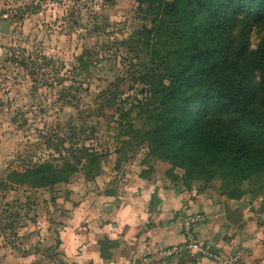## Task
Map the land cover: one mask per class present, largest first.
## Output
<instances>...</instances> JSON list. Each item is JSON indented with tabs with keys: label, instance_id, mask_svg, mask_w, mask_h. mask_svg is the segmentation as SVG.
<instances>
[{
	"label": "rangeland",
	"instance_id": "rangeland-1",
	"mask_svg": "<svg viewBox=\"0 0 264 264\" xmlns=\"http://www.w3.org/2000/svg\"><path fill=\"white\" fill-rule=\"evenodd\" d=\"M26 2L36 11L23 12ZM146 10L136 0H0V24L7 23L0 31V264H70L59 250L58 231L72 207L87 190L128 188L133 174L158 173L179 188L221 194L222 170L208 181L191 179L186 168L151 156L148 144L134 137V129L149 128L157 105L145 102L138 77L149 45L136 41L133 31L151 26ZM262 37L264 21L250 23L249 47ZM23 48L37 62L32 76L7 60ZM121 112L128 113L127 121ZM227 129L247 135L243 128ZM73 155L85 157V168L78 165L56 183L35 186L9 178L43 162L60 166ZM239 185L241 195L227 199L242 216L237 224L255 222L251 238L257 240L236 245V260L228 254L224 262L215 247L218 256L212 258L264 264V171ZM220 237L232 238L227 228Z\"/></svg>",
	"mask_w": 264,
	"mask_h": 264
},
{
	"label": "trees",
	"instance_id": "trees-1",
	"mask_svg": "<svg viewBox=\"0 0 264 264\" xmlns=\"http://www.w3.org/2000/svg\"><path fill=\"white\" fill-rule=\"evenodd\" d=\"M136 1L152 16L151 26L133 31L136 41L149 45L150 57L138 74L140 93L157 105L149 128L134 129V137L148 144L151 156L186 168L191 179L208 181L222 170L221 194L239 197L240 181L264 171V37L255 48L247 39L250 23L264 21V0ZM24 6L23 12L36 11L32 2ZM20 50L7 60L32 76L37 62ZM119 116L127 121L128 113ZM83 158L73 155L60 166L39 163L9 178L35 186L56 183L78 165L85 168ZM225 179L232 184L228 190ZM111 245L107 237L100 240L102 257H109L105 247Z\"/></svg>",
	"mask_w": 264,
	"mask_h": 264
},
{
	"label": "crops",
	"instance_id": "crops-1",
	"mask_svg": "<svg viewBox=\"0 0 264 264\" xmlns=\"http://www.w3.org/2000/svg\"><path fill=\"white\" fill-rule=\"evenodd\" d=\"M224 199L219 192L179 188L158 173L147 177L133 174L128 188H99L82 194L58 231L59 250L70 264H221L198 249L166 259L154 255L161 245L183 242L182 217L198 210L205 215V221L196 227L201 247L226 225L232 238L220 237L210 247L221 253L224 262L229 261L228 254L236 260V245L253 246L257 240L251 238L256 225L250 221L248 226H228L223 215ZM105 237L113 241V245L105 247L107 258L100 251V240Z\"/></svg>",
	"mask_w": 264,
	"mask_h": 264
},
{
	"label": "built area",
	"instance_id": "built-area-1",
	"mask_svg": "<svg viewBox=\"0 0 264 264\" xmlns=\"http://www.w3.org/2000/svg\"><path fill=\"white\" fill-rule=\"evenodd\" d=\"M205 221V215L200 211H191L185 213L182 217V232L184 234V240L180 244L171 245H161L159 246L154 255L157 259H166L171 256L178 254L191 253L192 251L198 249L199 251L217 258V254L208 248H203L197 241L196 227L197 225Z\"/></svg>",
	"mask_w": 264,
	"mask_h": 264
},
{
	"label": "water",
	"instance_id": "water-1",
	"mask_svg": "<svg viewBox=\"0 0 264 264\" xmlns=\"http://www.w3.org/2000/svg\"><path fill=\"white\" fill-rule=\"evenodd\" d=\"M6 26H7L6 22H1L0 31L2 32L5 31ZM135 27L137 28L138 24H135ZM223 215L225 220L232 225H236L242 219V216H240V213L238 212V208L228 203L227 197H225L223 202ZM225 231H226V226H221L219 232H217L210 240H208L206 245L213 246L215 242L220 238V234ZM206 245H204L203 247H205Z\"/></svg>",
	"mask_w": 264,
	"mask_h": 264
}]
</instances>
